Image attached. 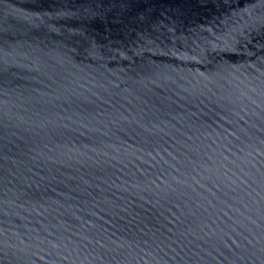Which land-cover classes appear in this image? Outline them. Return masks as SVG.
Returning a JSON list of instances; mask_svg holds the SVG:
<instances>
[{"label":"water","instance_id":"water-1","mask_svg":"<svg viewBox=\"0 0 264 264\" xmlns=\"http://www.w3.org/2000/svg\"><path fill=\"white\" fill-rule=\"evenodd\" d=\"M0 264H264V0H0Z\"/></svg>","mask_w":264,"mask_h":264}]
</instances>
